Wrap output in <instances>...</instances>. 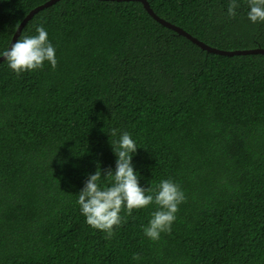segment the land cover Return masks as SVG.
<instances>
[{
  "label": "trees",
  "instance_id": "trees-1",
  "mask_svg": "<svg viewBox=\"0 0 264 264\" xmlns=\"http://www.w3.org/2000/svg\"><path fill=\"white\" fill-rule=\"evenodd\" d=\"M49 1L0 0V53ZM147 1L213 48L264 49L247 0L235 17L232 0ZM41 24L55 70L0 62V264H264V54L204 51L135 1L62 0L21 36ZM123 132L140 186L171 178L186 195L158 241L143 231L155 203L122 210L111 238L77 203L98 167L115 172Z\"/></svg>",
  "mask_w": 264,
  "mask_h": 264
},
{
  "label": "clouds",
  "instance_id": "clouds-1",
  "mask_svg": "<svg viewBox=\"0 0 264 264\" xmlns=\"http://www.w3.org/2000/svg\"><path fill=\"white\" fill-rule=\"evenodd\" d=\"M247 5V18L253 24L264 22V0H247ZM239 7L236 0H232L227 10L228 16L235 17V10ZM35 31L36 35L21 36L9 49L0 53V57L7 61L8 67L18 76L22 72L42 70L45 62L53 70L57 67L56 49L49 42L43 24ZM117 132V129H113L111 135L116 136ZM111 147L116 157L115 172L111 168L102 172L98 167L94 174L88 176L78 194L77 203L81 215L87 225L105 232L111 238L114 228L122 223V210L126 209L127 215H131L134 209H142L155 203L157 210L151 214L143 231L150 240L158 241L162 233H171L179 206L186 202V195L180 184L171 178L162 179L155 189L140 186L132 164L138 147L128 132H123ZM102 179L110 183L102 187ZM140 259L138 254L133 256V260Z\"/></svg>",
  "mask_w": 264,
  "mask_h": 264
},
{
  "label": "water",
  "instance_id": "water-1",
  "mask_svg": "<svg viewBox=\"0 0 264 264\" xmlns=\"http://www.w3.org/2000/svg\"><path fill=\"white\" fill-rule=\"evenodd\" d=\"M60 1H62V0H51V1L47 2L45 5L38 7L37 9L32 11L28 15V17L24 20V22L21 24V26L19 27L16 35L13 38L12 43H15V41L17 39H19V37H21L24 28L29 23V21L34 18V16L36 14H38L40 11H42L44 9L52 7L53 5L57 4ZM103 1H118V2L135 1V2H141L143 4L144 8L146 9V11L149 13V15L151 17H153L156 21H158L161 25L165 26L166 28H168L170 30H173L174 32L178 33L179 35H181V36L187 38L188 40H190L191 42H193L195 45L200 47L202 50L207 51V52L212 53V54L221 55V56H228V57H234L236 55L245 56V55H252V54H264V49L224 51V50L213 48V47L207 45L206 43L200 41L199 39L195 38L190 33L185 31L183 28L178 27L177 25H174V24L162 19L161 17H159L154 12V10L151 8L150 3L147 0H103ZM12 43H11V45H12ZM4 61H5V59L3 57H0V62H4Z\"/></svg>",
  "mask_w": 264,
  "mask_h": 264
}]
</instances>
